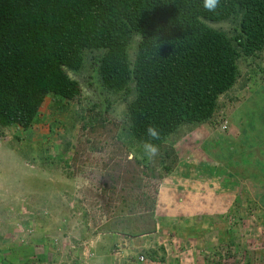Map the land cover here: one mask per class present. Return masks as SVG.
I'll return each mask as SVG.
<instances>
[{"label":"rangeland","instance_id":"rangeland-1","mask_svg":"<svg viewBox=\"0 0 264 264\" xmlns=\"http://www.w3.org/2000/svg\"><path fill=\"white\" fill-rule=\"evenodd\" d=\"M208 24L236 46L234 21ZM138 40L130 34V62ZM236 48L235 82L211 117L150 157L126 121L132 94L105 87L104 50L85 48L67 70L78 96L48 94L28 128L0 126V264H264V47ZM153 196V233L105 231L116 215L141 224Z\"/></svg>","mask_w":264,"mask_h":264},{"label":"trees","instance_id":"trees-1","mask_svg":"<svg viewBox=\"0 0 264 264\" xmlns=\"http://www.w3.org/2000/svg\"><path fill=\"white\" fill-rule=\"evenodd\" d=\"M226 20L238 26L236 46L208 24ZM134 32L139 40L130 62ZM236 47L245 54L264 47V0H216L212 9L203 0H0V126L28 128L48 94L78 96L80 86L67 70L80 67L85 48H102L101 82L132 94L126 111L131 135L158 146L183 124L211 117L218 96L235 82ZM149 126L156 138L148 136ZM172 152L167 149L168 156ZM146 202L141 224L116 215L112 222L125 226L105 231L153 232L156 196Z\"/></svg>","mask_w":264,"mask_h":264},{"label":"clouds","instance_id":"clouds-1","mask_svg":"<svg viewBox=\"0 0 264 264\" xmlns=\"http://www.w3.org/2000/svg\"><path fill=\"white\" fill-rule=\"evenodd\" d=\"M215 5H216V0H203V6L205 8L212 9L215 7ZM146 131L148 136L152 138H156L158 136V132L154 127L149 126ZM143 150L145 154L150 157L156 153L157 148L156 145H154L153 143L149 141H145L143 143Z\"/></svg>","mask_w":264,"mask_h":264},{"label":"crops","instance_id":"crops-1","mask_svg":"<svg viewBox=\"0 0 264 264\" xmlns=\"http://www.w3.org/2000/svg\"><path fill=\"white\" fill-rule=\"evenodd\" d=\"M164 189H165V187H164V185L162 184L161 185V187L159 188V190H158V195L159 194H162L163 195V191H164ZM162 192V193H161ZM169 193H170V191H168ZM185 196H187V195H185ZM187 200V198H185V199H183V197H181L180 199H178V206L181 208V206L182 207H186L187 206V204H188V200ZM186 201V202H185ZM182 204V205H181ZM158 229V228H157ZM151 233H153V232H151ZM179 241L181 240V239H178ZM177 240V241H178ZM179 241H178V244H177V247H179L180 246V244H179ZM191 247H193V244H189ZM179 253H180V251H178Z\"/></svg>","mask_w":264,"mask_h":264},{"label":"built area","instance_id":"built-area-1","mask_svg":"<svg viewBox=\"0 0 264 264\" xmlns=\"http://www.w3.org/2000/svg\"><path fill=\"white\" fill-rule=\"evenodd\" d=\"M138 259H139V261H141V262H142V261H143V259H144V257H143V256H140Z\"/></svg>","mask_w":264,"mask_h":264}]
</instances>
